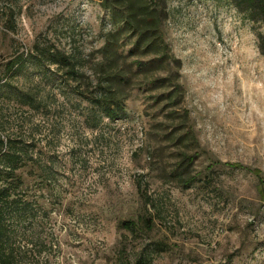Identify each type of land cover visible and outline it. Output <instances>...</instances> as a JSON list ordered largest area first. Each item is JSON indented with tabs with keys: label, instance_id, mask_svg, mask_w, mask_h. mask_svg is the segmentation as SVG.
<instances>
[{
	"label": "rangeland",
	"instance_id": "obj_1",
	"mask_svg": "<svg viewBox=\"0 0 264 264\" xmlns=\"http://www.w3.org/2000/svg\"><path fill=\"white\" fill-rule=\"evenodd\" d=\"M100 1L0 0V138L33 144L54 170L52 264H129L146 244L164 249L152 264H264V55L251 22L229 0H164L165 51L141 54L129 33L110 39ZM106 46L121 58L105 60ZM35 47L75 59L78 82L52 64L4 70ZM151 59L159 68L140 73ZM116 73L124 116L90 128L83 96ZM143 203L151 228L122 229Z\"/></svg>",
	"mask_w": 264,
	"mask_h": 264
},
{
	"label": "trees",
	"instance_id": "obj_2",
	"mask_svg": "<svg viewBox=\"0 0 264 264\" xmlns=\"http://www.w3.org/2000/svg\"><path fill=\"white\" fill-rule=\"evenodd\" d=\"M101 6L109 15V22L114 25L110 37L115 42L121 34L129 33L135 37L131 50L139 48L141 54L160 53L165 51L162 39V20L165 18L164 0H101ZM231 5L242 16L251 22V29L257 38L259 52L264 55V0H229ZM108 43V40H106ZM36 48V55L28 60L27 54L18 53L5 63L4 70L17 73L24 62L34 65H55L61 70L59 78L78 82L80 74L76 72L75 59L55 48ZM129 52H132V51ZM105 60H118L116 48L104 47ZM163 60V59H162ZM161 60V61H162ZM156 59L137 62V69L145 74L159 68ZM160 61V62H161ZM108 65V63H106ZM116 63H114V66ZM108 66H111L108 65ZM109 68H104L109 73ZM141 70V71H140ZM114 79L105 86L97 85L93 94L83 96L88 104V126L96 128L106 118L113 121L124 116L123 83L112 74ZM109 76V75H108ZM106 75V77L108 78ZM161 81V80H159ZM164 81V80H163ZM156 82V79H155ZM159 85H164L160 84ZM75 95L81 93L74 91ZM172 93V91H171ZM22 104L33 106L28 94H18ZM33 144L16 138H0V264H52V251L55 243L51 233L46 229L49 223L52 204L48 193L54 170L50 163H40L32 154ZM25 169H22V168ZM34 183V185H33ZM137 218L121 220L118 225L133 232L140 223L145 230L153 224L151 215L146 212ZM147 213V214H146ZM164 249L143 245L138 249L129 264H152L154 255Z\"/></svg>",
	"mask_w": 264,
	"mask_h": 264
}]
</instances>
